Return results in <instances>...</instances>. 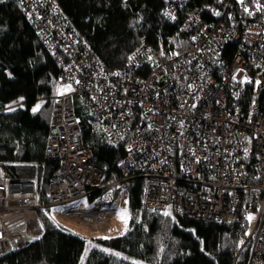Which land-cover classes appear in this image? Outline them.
Returning <instances> with one entry per match:
<instances>
[{"label": "built area", "instance_id": "2783aa9c", "mask_svg": "<svg viewBox=\"0 0 264 264\" xmlns=\"http://www.w3.org/2000/svg\"><path fill=\"white\" fill-rule=\"evenodd\" d=\"M188 1L165 0L170 23ZM20 6L68 86H59L53 100L45 157L57 168L46 201L31 164H0V264H9L4 254L42 237L39 213L48 207L96 230L107 225L127 207L129 181L137 176L145 178L144 209L173 219L190 215L231 226L241 191L252 193L257 218L245 242L247 264H264V20L240 30L226 25L225 13L234 7L227 0L220 20H203L202 12L186 17L182 28L192 34L186 51L163 58L144 43L109 71L73 40L55 0H21ZM228 44L236 49L231 57L224 52ZM248 90L253 100L243 113L240 101ZM76 96L109 140L125 147L122 178L106 179L92 162ZM18 106L14 101L5 110ZM10 168H21L20 174ZM89 197L91 205L83 201Z\"/></svg>", "mask_w": 264, "mask_h": 264}, {"label": "trees", "instance_id": "16d2710c", "mask_svg": "<svg viewBox=\"0 0 264 264\" xmlns=\"http://www.w3.org/2000/svg\"><path fill=\"white\" fill-rule=\"evenodd\" d=\"M55 1L65 14L67 26L73 28V40L79 47L90 49L109 71L122 67L144 43L163 58L186 51L192 36L191 30L182 28L186 17L202 12L203 20H220L227 2L189 0L179 20L170 23L164 15L165 0ZM231 1L234 7L225 13L226 25L240 30L249 21L264 20V0ZM20 3L0 0V163L31 164L29 173L37 174L40 196L46 200L48 182L57 168V161L45 157L53 100L59 86L64 88L68 83L54 53L28 21ZM235 50L228 44L224 52L231 57ZM17 100H22V105L5 110ZM252 100V90H248L240 101L243 113ZM74 103L81 119L83 144L92 162L105 171L106 179L122 178L125 147L109 140L81 97H74ZM20 170L10 168L9 172L19 175ZM144 179L137 176L129 181L131 221L123 235L88 240L41 210L43 237L2 258L9 264H247L250 246L245 242L254 212L250 207L252 193L241 191L237 219L231 226L190 215L173 219L144 209ZM87 199L92 203V197Z\"/></svg>", "mask_w": 264, "mask_h": 264}, {"label": "rangeland", "instance_id": "374dc122", "mask_svg": "<svg viewBox=\"0 0 264 264\" xmlns=\"http://www.w3.org/2000/svg\"><path fill=\"white\" fill-rule=\"evenodd\" d=\"M57 91H59V90H57ZM22 103H23L22 100L16 101L17 105H21ZM37 186H38V183H37ZM38 191L40 193L39 186H38ZM85 199H83V200H84V202H87L88 205L92 204V203H90V201L88 199H86V200ZM44 211H46L49 214V216L60 226L67 228V229L71 230L72 232H74L78 235L84 236L88 240L95 239L99 236L116 237V236L123 235L126 232L127 228L129 227V224L131 221L130 209L128 207L120 208L117 211V216H116L115 220L111 223V225L104 228L103 230H100L101 229L100 228L99 229L100 231H99V230H96L95 228H93L91 226L85 225L84 223H82L78 220L65 217L62 214L61 210L58 209L57 207H48ZM256 218H257V214L253 212L251 219H250L251 220V226H253L255 224ZM40 219H41V217H40ZM36 230L41 231L40 226H38Z\"/></svg>", "mask_w": 264, "mask_h": 264}, {"label": "clouds", "instance_id": "9594fccd", "mask_svg": "<svg viewBox=\"0 0 264 264\" xmlns=\"http://www.w3.org/2000/svg\"><path fill=\"white\" fill-rule=\"evenodd\" d=\"M17 101H18V100H17ZM21 105H22V104H21ZM19 106H20V105H19ZM15 109H16V108H15ZM12 110H13V109H12ZM0 164H1V163H0ZM6 164H10V163H6ZM46 192H47V190H46ZM39 195H40V193H39ZM40 198H41V196H40ZM46 199H47V198H46ZM41 200H42V198H41ZM42 201H45V200H42ZM43 227H44V226H43ZM40 228H41V227H40ZM41 231H42V229H41ZM41 231H40V232H41ZM44 233H45V228H44L43 235H44ZM43 235H42V237H43ZM42 237H41V238H42ZM41 238H40V239H41Z\"/></svg>", "mask_w": 264, "mask_h": 264}, {"label": "water", "instance_id": "95a60500", "mask_svg": "<svg viewBox=\"0 0 264 264\" xmlns=\"http://www.w3.org/2000/svg\"><path fill=\"white\" fill-rule=\"evenodd\" d=\"M259 86H260V87H262V86H263V83H262V84H260Z\"/></svg>", "mask_w": 264, "mask_h": 264}, {"label": "snow or ice", "instance_id": "6c2138e0", "mask_svg": "<svg viewBox=\"0 0 264 264\" xmlns=\"http://www.w3.org/2000/svg\"><path fill=\"white\" fill-rule=\"evenodd\" d=\"M250 219H251V217H250Z\"/></svg>", "mask_w": 264, "mask_h": 264}]
</instances>
